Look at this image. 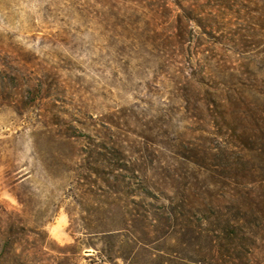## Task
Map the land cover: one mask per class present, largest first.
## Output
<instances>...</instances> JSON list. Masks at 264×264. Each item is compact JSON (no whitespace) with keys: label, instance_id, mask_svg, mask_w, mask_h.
Here are the masks:
<instances>
[{"label":"rangeland","instance_id":"rangeland-1","mask_svg":"<svg viewBox=\"0 0 264 264\" xmlns=\"http://www.w3.org/2000/svg\"><path fill=\"white\" fill-rule=\"evenodd\" d=\"M252 10L0 0V264H264Z\"/></svg>","mask_w":264,"mask_h":264},{"label":"trees","instance_id":"trees-1","mask_svg":"<svg viewBox=\"0 0 264 264\" xmlns=\"http://www.w3.org/2000/svg\"><path fill=\"white\" fill-rule=\"evenodd\" d=\"M210 1H220L222 2L223 0H210ZM250 2V5L253 6V10H252V15H251V20L255 22V24H257L259 27L264 29V0H247ZM194 5H192L191 7L188 8V10H190L189 14L186 16V20L185 21H181V26H182V30L181 33L184 32L183 35H181L182 38H184V35L187 34V30H188V20H194V17H192L193 15H191L192 12H194ZM198 25L199 26H203L201 21H198ZM232 227H227L224 231H228V230H233L234 232L236 231V226L235 225H231Z\"/></svg>","mask_w":264,"mask_h":264}]
</instances>
